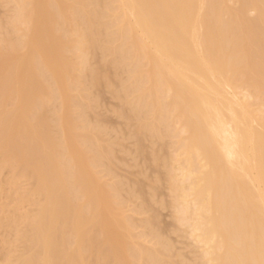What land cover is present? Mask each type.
I'll return each mask as SVG.
<instances>
[{"label": "bare ground", "instance_id": "1", "mask_svg": "<svg viewBox=\"0 0 264 264\" xmlns=\"http://www.w3.org/2000/svg\"><path fill=\"white\" fill-rule=\"evenodd\" d=\"M237 1L235 17L227 0L0 1L13 6L0 41V173L14 192L0 229L18 244L4 241L0 263L174 264L153 213L142 228L160 250L128 242L125 198L136 190L151 209L139 184L131 194L135 182L97 175L112 174L115 156L98 142L102 120L90 122L95 89H118L126 73L115 115L157 144L175 139L183 158L163 163L164 178L202 261L264 264V0Z\"/></svg>", "mask_w": 264, "mask_h": 264}, {"label": "rangeland", "instance_id": "2", "mask_svg": "<svg viewBox=\"0 0 264 264\" xmlns=\"http://www.w3.org/2000/svg\"><path fill=\"white\" fill-rule=\"evenodd\" d=\"M227 1L229 2V3L226 2L227 10L231 14L232 13L237 14V11L239 8L238 1L237 0L236 1L227 0ZM231 2L237 3V6H236V4L231 3ZM12 7L13 6H11L9 4L6 5V3L0 4V41L4 38V36L6 34L5 26H6V23L8 22V20L10 19L11 15H12ZM232 11H234V12H232ZM248 14L250 15L249 16L250 18H252L253 15H255V14H253V12L251 10ZM232 15L234 17L237 16L235 14H232ZM15 35H20V33L16 32ZM241 38H242V36H241ZM95 53H97V52H95ZM98 53H100V52H98ZM93 56L90 59L89 63L93 64L95 67V65L98 64V61L102 60L103 57L101 56V54H98V55L96 54ZM100 63H104L103 60ZM93 65H91V66H93ZM101 66H102V64H100L96 68L98 69ZM112 73L113 72H111V74ZM107 74L109 75V73H107ZM120 74H118L117 76L114 74L116 77H119V78H117L118 80L122 77L120 80L122 81V79H123L124 81H126L125 83H124V81H122V82L119 81L120 83L118 82L119 83L118 89L120 91V94L117 91L118 90L116 87L117 85H113V84H115L116 81L113 83V80H112L113 87L111 86V91L112 90H115V92L117 91L118 96L119 95L122 96L121 89H120L119 85L123 84V83L125 85H127L128 81H129L128 75L126 73H124L122 75H120ZM126 77H127V79H126ZM110 78L111 77H109V79ZM100 89L104 90L105 88L99 87V90H98V88L95 89L96 91L92 90V91H95L94 94L97 97H95V96L94 97L98 99V100L96 99L98 101V103L94 104V105H96L95 108L93 105L92 108H94L95 110L92 109L94 112L93 113L90 112L91 115L89 114L90 115L89 117L93 116V117H91L92 120L99 119V121H98L99 124H100V120H102L103 124H100V125L101 126L103 125L102 127L104 129V133H103L102 137L101 136L98 137L99 138L98 142H99V144H101L105 147L110 146V145L107 146V144H111V145L113 144L112 145L113 148H112V146L110 148L112 150H114L112 152L114 154L113 156H115V160H114L115 162H113L112 163L113 165H111V167L114 166V167H112L114 169L110 170V171L113 170L112 174H111V172H110V174L106 173V171L103 168H98L97 169V175L100 177L101 181L103 183H106L107 185L108 184H114L116 182L118 184H119V182H121V184H122V182L128 183V184L135 182L137 184L136 187L134 188L135 185L133 183V186L132 185L131 186L134 189H130L129 192L131 193L132 190H135V189L140 190V188H141L142 189L141 191L143 193L145 192L144 198L146 199V203H144V202L143 203L144 204L148 203V206L150 205L149 207H151V209L148 208L146 210L144 207L146 205H144V206L140 205V204H142V202H141V199L139 200L140 195L138 197H136V195H138L136 190L134 191V193L135 192L137 193V194H135V197L133 195L134 193L133 194L131 193L132 195H130L131 197H129L130 199L132 198L131 200L129 198H125L127 196H124V195H126L127 192L124 193L123 195H121L122 199L125 198V199H127V201L130 200L129 202H127L124 199V201H125L124 202L125 203L124 204L125 205L124 206V215L126 217H129L130 220L132 219L131 221H133V223H134V227L132 230L133 240L128 241V242H130V243L136 242L139 247L141 246V247H148V248H153V249L155 248L158 251L160 250V247H158V245H156L155 241L151 237H149L146 234V232L144 231V229L142 228V226H143L142 223H144L149 218V216H153L152 215V213H153L154 214L153 217L154 218L157 217L156 222H158V223L155 225V227H156V230L158 232V235H160L161 239H163V241L171 249L170 254H172V256H173L172 260H173L174 264H205V261H202V259H201V257L203 258V254L201 256V253H203L204 248L202 249V246L201 245L199 246V243L197 244L196 243L197 241H195V239H196L195 237L197 235L194 236L195 235L194 231L189 226L179 225L176 222L174 211L171 208V205L173 202V195L169 192L166 180L164 178L165 170L163 167V163H166V162L168 163L169 161H171L172 166L175 169L178 166V163L182 161L183 155L181 154L178 147L176 146L175 139H170V138L166 139L163 142V145L160 142H158V144H159L158 145L156 143L157 141H153L152 139H149L148 137H144L143 135L142 136L137 135V133L135 131L136 129H134V128H136V126H135L136 124L133 125L134 123L130 122V119H129V121H126L124 119H121L122 117L119 118L120 115H117L115 113L117 111L119 114L120 111H122V110L120 109V111H118V109L123 108V107L125 108V105L123 104L124 103L123 99L117 98L118 96L114 91L113 92L116 95L115 97L117 99H115L112 96L114 94L111 95V93H113V92H111L110 90L108 92L107 89H105L104 91L100 90ZM236 93L238 94L239 98L242 95L245 96V91L242 89L237 90ZM119 99H121L122 101L121 100L119 101ZM121 102H123V103L121 104ZM122 105H123V107H122ZM256 108H258V107L256 106ZM261 109H262V113L264 114V108H261ZM115 114L119 117H117ZM96 115H98V118ZM95 116H96V118H95ZM99 116H100V118H99ZM90 122L96 123L97 120H95V122L94 121L92 122L90 119ZM134 133L137 136H139V138H141V140H140L141 141L140 146L142 145L141 147L136 145L139 141L136 140L137 137L135 138L136 135ZM150 142L151 143L153 142V143L151 144ZM158 147L160 149H158ZM138 148H141V150L143 149L142 150L143 154H142V152L139 153L141 150ZM137 149L140 151L138 152ZM153 149H155L156 154H155V152H153L154 151ZM157 149H158V151H157ZM162 149L166 152H164ZM160 150H161V152H159ZM165 154H166V156H165ZM156 156L158 159L157 163H156V159H155ZM147 160H149V161H147ZM157 164H159V165H157ZM154 165H155V167H154ZM157 170L160 172V174ZM9 177H10V173H9L8 169H3L0 173V180H1V182H3V193H2V195H0V203H1L0 206H5V208H6V206L7 207L12 206L13 201H14V199H13L14 198V192L11 193L9 186L7 184H4V182L7 179H9ZM135 179L137 182L135 181ZM128 180H129V182H128ZM145 181H147V182H145ZM23 182L20 184L21 186L19 185L17 188L25 189L27 186L30 188V186L32 185L31 181H29L31 183L30 186L28 185L29 182L28 183H27V181L25 183H23ZM138 184H139L140 188L137 187ZM147 184H149V185H147ZM125 185H123V186H125ZM129 187L128 188L126 187V188L129 190ZM141 191H140V194H141V196H143ZM5 197L9 198L10 200L6 199ZM8 208H10V207H8ZM142 208L145 210H143ZM23 209H24L23 212H27V211H30L32 208L29 206H25ZM139 211H141V212H139ZM157 219H159V220H157ZM160 231H161V233H160ZM11 233H13V232H11ZM11 233L9 234V232L7 233V231H5L4 229H0V262H2V263H3L2 259L5 257V256H3V254L4 253L7 254V252L11 250V249H8L7 245H4L6 242L12 243L11 247L12 248L14 247L13 250L18 248L17 243L14 244L13 243L14 241L11 242L14 239V237H13L14 233L12 234L13 236L11 235ZM195 233L198 234L197 232H195ZM12 237H13V239H12ZM4 241H5V243H4ZM19 248L22 249V245ZM14 251H16V253L18 252V250H14ZM12 254L13 253H11V255ZM2 263H0V264H2Z\"/></svg>", "mask_w": 264, "mask_h": 264}]
</instances>
